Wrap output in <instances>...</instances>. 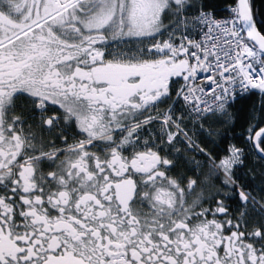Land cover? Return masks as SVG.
Instances as JSON below:
<instances>
[{
	"label": "flooded vegetation",
	"instance_id": "af4514ba",
	"mask_svg": "<svg viewBox=\"0 0 264 264\" xmlns=\"http://www.w3.org/2000/svg\"><path fill=\"white\" fill-rule=\"evenodd\" d=\"M46 1L0 0V264H264V212L200 143L217 112L182 119L201 155L155 121L182 63L138 51L133 0Z\"/></svg>",
	"mask_w": 264,
	"mask_h": 264
},
{
	"label": "built area",
	"instance_id": "2783aa9c",
	"mask_svg": "<svg viewBox=\"0 0 264 264\" xmlns=\"http://www.w3.org/2000/svg\"><path fill=\"white\" fill-rule=\"evenodd\" d=\"M149 52L172 55L187 65L177 81V90L165 112L155 121L174 130L195 150L182 119L195 122L226 108L235 98L249 92H264V60L246 39L237 4L227 7L225 16L202 11L182 15L163 40L147 46Z\"/></svg>",
	"mask_w": 264,
	"mask_h": 264
},
{
	"label": "trees",
	"instance_id": "16d2710c",
	"mask_svg": "<svg viewBox=\"0 0 264 264\" xmlns=\"http://www.w3.org/2000/svg\"><path fill=\"white\" fill-rule=\"evenodd\" d=\"M236 0H181L173 9H162L159 32H167L176 25L182 14L209 10L217 16L226 15L225 8ZM256 25L264 35V0H248ZM174 90L172 92V96ZM208 133L200 135V143L209 154L218 149V164L221 159L233 161L230 181L235 189L245 191L264 212V160L260 159L244 140L243 133L254 125L253 136L264 128V95L249 92L238 96L228 107L204 120ZM264 151V135L258 139ZM220 165V164H219ZM241 207L240 203L236 200Z\"/></svg>",
	"mask_w": 264,
	"mask_h": 264
},
{
	"label": "rangeland",
	"instance_id": "374dc122",
	"mask_svg": "<svg viewBox=\"0 0 264 264\" xmlns=\"http://www.w3.org/2000/svg\"><path fill=\"white\" fill-rule=\"evenodd\" d=\"M145 1L147 3L146 4L147 9L145 8V13H143V14H140L141 10H139L137 8V6L141 5L139 3V0H133V5H132V13L134 15L138 14L139 16H141L139 18V22H138L139 23V31H140V34H139V38H140L139 50L138 51L140 53L145 54L146 56H152V57L159 58L160 56L157 54L147 55L145 53V51L147 52V50L144 48V46L142 47L141 42H143L144 39H141V38L146 37V39H150V38L156 37L158 35L163 36L166 32H158L156 30V28H157V26L155 24V21L157 20L156 18L158 16V14L161 13L162 9H164L165 11H167L169 8L173 9L172 6L179 4L181 2V0H145ZM47 2L48 1H46V0H39L38 4L40 6L45 5V4L47 5Z\"/></svg>",
	"mask_w": 264,
	"mask_h": 264
},
{
	"label": "water",
	"instance_id": "95a60500",
	"mask_svg": "<svg viewBox=\"0 0 264 264\" xmlns=\"http://www.w3.org/2000/svg\"><path fill=\"white\" fill-rule=\"evenodd\" d=\"M239 6L240 17L242 21V27L245 32L247 39L256 46L263 54H264V35L258 29L252 9L248 3V0H236ZM117 70L122 69H115L114 73L118 74ZM264 135V128L259 130L255 136L253 137V147L255 149V153L264 160V152L259 146L258 139Z\"/></svg>",
	"mask_w": 264,
	"mask_h": 264
},
{
	"label": "bare ground",
	"instance_id": "6f19581e",
	"mask_svg": "<svg viewBox=\"0 0 264 264\" xmlns=\"http://www.w3.org/2000/svg\"><path fill=\"white\" fill-rule=\"evenodd\" d=\"M60 2H62L64 5H67V4H69L70 3V1L71 0H59ZM233 4H237L236 2L235 3H233ZM230 5H232V4H230ZM238 5V4H237ZM229 6V5H228ZM227 6V7H228ZM227 7L225 8V10H226V12H227ZM204 11H209V10H204ZM200 12H202V11H200ZM200 12H196V13H193V14H186V16H193V15H195V14H198V13H200ZM212 12V11H211ZM214 13V12H213ZM215 15V14H214ZM217 16V15H216ZM223 16H225V15H223ZM221 17V16H220ZM180 18H181V16H180ZM179 22V21H178ZM178 22L176 23V25L178 24ZM175 25V26H176ZM242 30H243V27H242ZM243 33H244V35H245V32H244V30H243ZM245 37H246V35H245ZM246 39H247V37H246ZM248 40V39H247ZM249 41V40H248ZM249 43L252 45V46H254L250 41H249ZM255 48H257L256 46H254ZM258 49V48H257ZM258 51L262 54V56H263V60H264V54L258 49ZM103 55H104V51L102 50V49H97L94 53H93V56H92V59H95V60H97V61H100V60H102L103 59ZM258 95L261 97V96H263L264 95V92H262L261 94L260 93H258ZM236 99V98H235ZM263 129V128H262ZM190 139V138H189ZM191 140V139H190Z\"/></svg>",
	"mask_w": 264,
	"mask_h": 264
}]
</instances>
